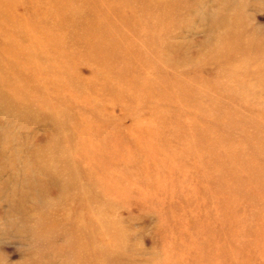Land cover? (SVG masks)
Returning <instances> with one entry per match:
<instances>
[{"label":"rangeland","instance_id":"rangeland-1","mask_svg":"<svg viewBox=\"0 0 264 264\" xmlns=\"http://www.w3.org/2000/svg\"><path fill=\"white\" fill-rule=\"evenodd\" d=\"M0 264H264V0H0Z\"/></svg>","mask_w":264,"mask_h":264},{"label":"bare ground","instance_id":"bare-ground-1","mask_svg":"<svg viewBox=\"0 0 264 264\" xmlns=\"http://www.w3.org/2000/svg\"><path fill=\"white\" fill-rule=\"evenodd\" d=\"M227 16H228V17H227ZM236 16H237V15L234 16L233 12L230 13V12L225 11V12L223 13V15L221 16V18H222V19H236ZM25 200H26V199H25ZM35 212H36V214L40 217V219H45V217L47 218V216H48V214H47V216H46V215L43 214L42 211H40V210H35ZM42 221H43V220H42ZM82 231H84V230L81 229V227H80V229L78 228V232L75 231L76 235H77V233H78L79 247H81L82 245H83V246L86 245V244H84L83 241L86 240L85 236H89V234L85 235L86 233H82ZM86 231H87V229H86ZM90 236H91V235H90ZM93 244H95V243L93 242Z\"/></svg>","mask_w":264,"mask_h":264}]
</instances>
